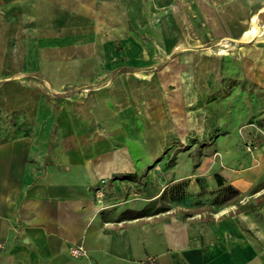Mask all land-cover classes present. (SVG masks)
Wrapping results in <instances>:
<instances>
[{"label":"crops","instance_id":"1","mask_svg":"<svg viewBox=\"0 0 264 264\" xmlns=\"http://www.w3.org/2000/svg\"><path fill=\"white\" fill-rule=\"evenodd\" d=\"M196 1L190 18L185 4L179 6L173 36L163 38L173 63L158 61L161 52L155 57L139 47L132 53L127 43L117 53L113 46L123 37L127 19L94 41L70 38L75 34L67 32L56 36L51 27L39 34L46 43L58 37L75 45L48 48L42 67L21 74L49 86L31 90L36 96L32 136L0 140V264H264L260 255L247 260L242 244L229 254L226 244H215L213 232L195 222L197 217L169 221L162 210L119 216L128 208L159 203L165 189L156 169L149 171L150 161L165 153L160 130L169 114L163 103L167 86L196 94L213 91L219 78L223 94L204 103L210 109L215 103V112L202 130L222 123L226 132L232 128L233 137L239 125L253 121L264 133V0ZM43 4L65 17L70 9L92 11L91 0ZM62 22L69 27L68 20ZM207 29L228 38L231 50L216 57ZM179 44L205 49L175 55L172 47ZM72 87L78 90L57 95ZM17 102L25 104L21 98ZM253 140L251 154L220 151L223 165L217 171L239 195L251 190L255 199L264 196V134ZM119 174L133 177H114ZM251 225L259 238L264 235ZM70 245L86 254L71 256ZM215 251L221 254L213 259Z\"/></svg>","mask_w":264,"mask_h":264},{"label":"rangeland","instance_id":"2","mask_svg":"<svg viewBox=\"0 0 264 264\" xmlns=\"http://www.w3.org/2000/svg\"><path fill=\"white\" fill-rule=\"evenodd\" d=\"M43 1L0 0V78H6L5 84L0 85V100L3 99L0 101V140L32 136L36 96L31 90L38 87L47 89L49 86L36 79L25 80L21 78V74L42 67L45 63L42 60L43 53L48 48L70 43L75 45L71 39L63 43L58 37H52V43H46L39 38L43 30L51 27L56 36L67 32L75 34L69 36L70 38L82 36L84 41H94L96 36L106 35L114 24L127 19L128 27L123 37L113 46L117 53L122 52L127 43L132 53L143 48L156 57L161 52V56L157 57L158 61L165 58L166 63H173L174 57L168 56L171 49L164 47L163 38H172V22L175 13L179 12V6L185 4L187 18L195 14L194 2L198 7L196 0H128L127 3L121 0H91L92 11L88 14L82 10L78 12L70 9L65 17L58 9L45 7ZM189 3H192V7ZM65 19L68 20V28H65L66 23L62 22ZM207 36L213 39L209 47L216 57L233 47L228 38L212 35L208 29ZM134 46L137 48H133ZM181 46L183 45L172 47V50L176 48L175 55L205 49L203 45ZM77 48L78 46L72 48L76 50L75 54L78 52ZM73 72L71 70L69 74ZM218 79L213 82V91L200 90L193 94L181 90L174 91L180 89V86L173 85L167 86L163 91L165 110L171 115H167L163 130H160L165 153L158 156V162L150 161L149 173L156 169L154 174L163 177L165 189L159 203L149 204L141 210L128 208L119 216L129 219L140 214H156L162 210L165 213L164 220H187L192 216L197 217L195 222L203 230L213 232L215 244L221 243L224 247L227 245L229 254L235 253V245L242 244L247 260L254 255H260L264 259V235L259 238L250 228L251 223H255L260 232L264 233V196L254 199L250 190L243 195L237 193L232 199L226 200L225 181L223 179V186H218L215 177L219 174L217 169L223 165L220 151L233 148L237 153L240 151L244 155L251 154L256 142L253 138L256 134L263 137L264 133L257 130L259 127H256L253 121L239 125L233 137L229 136L232 128L226 132L227 126H222V123H218L208 132L202 130V122L213 118L210 113L215 112V103H211V109L205 108L204 103L208 104L223 94V81L220 83L221 80ZM204 95L206 97H203ZM18 98L24 100L26 105L24 102L18 104ZM52 100L48 99L49 102ZM176 103L178 106L172 107ZM184 146L187 149H184ZM242 159L247 160L248 156H242ZM73 247L70 245L68 248L71 256ZM220 254L215 251L212 258L215 259Z\"/></svg>","mask_w":264,"mask_h":264},{"label":"trees","instance_id":"3","mask_svg":"<svg viewBox=\"0 0 264 264\" xmlns=\"http://www.w3.org/2000/svg\"><path fill=\"white\" fill-rule=\"evenodd\" d=\"M5 80L3 79H0V84L4 83ZM78 90L77 87H72L69 91H65L63 93H59L57 94L58 96H66L67 94L69 93H72L74 91ZM184 149H187L186 146L183 147ZM114 177L120 179V180H123V179H131L133 176L130 175V174H119V175H114ZM216 177V181H217V184L218 186H223V178L221 175H219L218 173L215 175ZM224 188L227 190V193L225 195V199L226 200H229L231 198H233L236 194H237V190L232 188L230 185H225Z\"/></svg>","mask_w":264,"mask_h":264},{"label":"built area","instance_id":"4","mask_svg":"<svg viewBox=\"0 0 264 264\" xmlns=\"http://www.w3.org/2000/svg\"><path fill=\"white\" fill-rule=\"evenodd\" d=\"M71 253L74 257H80L86 254V251L84 248L80 246H74L71 250Z\"/></svg>","mask_w":264,"mask_h":264},{"label":"bare ground","instance_id":"5","mask_svg":"<svg viewBox=\"0 0 264 264\" xmlns=\"http://www.w3.org/2000/svg\"><path fill=\"white\" fill-rule=\"evenodd\" d=\"M234 22V21H233ZM15 57V56H14Z\"/></svg>","mask_w":264,"mask_h":264}]
</instances>
